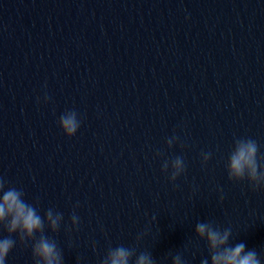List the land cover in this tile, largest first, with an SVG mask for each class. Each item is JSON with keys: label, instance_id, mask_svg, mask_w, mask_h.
Returning <instances> with one entry per match:
<instances>
[{"label": "clouds", "instance_id": "obj_1", "mask_svg": "<svg viewBox=\"0 0 264 264\" xmlns=\"http://www.w3.org/2000/svg\"><path fill=\"white\" fill-rule=\"evenodd\" d=\"M39 99V98H38ZM45 102L48 97L45 96ZM59 126L69 138L74 136L80 120L74 110H68L59 117ZM179 138L176 136L167 139L168 147ZM202 164L206 165L211 153H202ZM162 171L169 172V179H176L185 172L184 158L176 156L174 159L162 163ZM228 178L234 182L247 180L253 189H264V156L259 155V145L252 138H237L230 152L226 164ZM24 192L15 186H8L7 181L0 178V226L8 236L0 238V264H6L7 257L16 246L15 234L21 243L32 242V257L34 264H63L62 251L54 239L45 235L47 226L53 233L57 232L63 220V214L52 208L47 209L43 216L35 204L24 199ZM79 217L73 212L71 226L78 227ZM39 233V238L35 239ZM195 235L206 242L211 264H262L255 250H247L244 243L230 244L231 228H221L212 222H198L195 226ZM141 237L138 236L137 240ZM135 257L134 261L133 258ZM100 264H155L151 253L141 252L137 255L135 247L118 245L110 247ZM172 264H186L184 257L177 254L172 258ZM201 264H209V259L201 260Z\"/></svg>", "mask_w": 264, "mask_h": 264}]
</instances>
